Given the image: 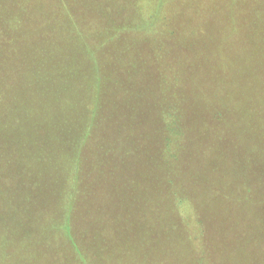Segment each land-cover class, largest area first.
Wrapping results in <instances>:
<instances>
[{
    "label": "trees",
    "instance_id": "trees-1",
    "mask_svg": "<svg viewBox=\"0 0 264 264\" xmlns=\"http://www.w3.org/2000/svg\"><path fill=\"white\" fill-rule=\"evenodd\" d=\"M160 1L0 0V147L20 148L22 137H29L28 148L16 150L13 166L0 168V264H145L138 242L122 243L113 252L105 247L112 237L108 223L119 229L125 221L126 215L108 212L116 205L112 197L116 194L129 201L122 207L125 211L138 210L127 214L126 221L135 218L142 236L160 233L157 258L170 254L169 264H224L218 256L224 233L202 197L219 196L222 189L235 191L238 178H231L229 163L221 156L224 151L218 147L220 133L228 131L230 114L253 116L255 153L250 163L256 165L254 184L264 182V167L256 163L263 157L256 150L264 143V52L260 62H255L258 49L234 54V72L229 62L218 57L211 81L227 80L223 87L215 84L216 91L212 84L207 90L212 94L202 102L199 87L193 91L194 82L186 73L187 66L200 59L171 49L172 37L188 34L189 21L181 17L174 0ZM128 35L135 37L126 42ZM101 51H108L107 62L100 63ZM208 57L212 64L213 54ZM163 58L169 74L171 70L180 76L167 78V72L163 76L157 64ZM132 67L146 68L145 81L138 86L125 75V69ZM166 91L171 103L162 100ZM85 97L87 107L78 110ZM134 100L145 103L142 119L130 111ZM106 101L112 102L108 119L102 117ZM128 125L138 133L135 150L140 152L154 136L163 146L153 154L146 147L137 178L117 180L122 163L116 154L125 152L133 141ZM95 141L103 146L90 152L88 147ZM232 148L240 151L237 145ZM161 161L167 171L157 177ZM60 169L65 172L59 174ZM92 172L97 181L91 189L87 177ZM110 180L117 182H111L112 190ZM57 181L62 191L54 198L43 200L33 189L36 182ZM104 189L109 193L106 204ZM263 201L264 196L256 205L262 222L253 224L264 226ZM158 206L168 236L157 227ZM92 228L104 241H98L99 246ZM232 230L236 241L226 243L228 251L241 243V232ZM224 256L227 260L225 251Z\"/></svg>",
    "mask_w": 264,
    "mask_h": 264
},
{
    "label": "rangeland",
    "instance_id": "rangeland-1",
    "mask_svg": "<svg viewBox=\"0 0 264 264\" xmlns=\"http://www.w3.org/2000/svg\"><path fill=\"white\" fill-rule=\"evenodd\" d=\"M72 1L75 3H83L86 0ZM109 1L111 0H99L100 4H107ZM117 1H119L118 3H123L128 2L129 0ZM173 3L176 4V9L181 13V17L189 21V31H187L188 34L185 35V37H182L183 39L180 37H172L171 40L173 41V45L171 49L176 54L179 52H184L193 56L195 55V58L200 59V62L198 63L189 64L187 66L186 73L191 76L192 81L194 82L191 84L193 91L196 92L197 88L199 87V93H201L200 100L202 102H204L203 98H207L209 94H212L211 91V93H207V90H210L212 84L213 86L218 84L220 87H223V80H227V78H220L219 80L217 79L218 81H214V79V82L211 81V76H215L218 68V57L222 56L224 61L231 64L230 70L232 72L235 71L236 61L234 59V54L236 53H246L251 50L253 51L254 49H258L259 52L255 62H260L262 60V54L264 52V0H174ZM148 6L146 11L148 10ZM157 19L158 16L156 20ZM175 23L178 24L179 22ZM133 37L135 36L128 35L125 38L126 42L131 41ZM254 41L258 43L257 46H254ZM106 52H100V63H102V61L107 62V59L105 58ZM210 54H213L214 56L212 64L209 62L210 57H208V59L206 58L207 55L209 56ZM128 56H130V54H128ZM225 56L227 57L225 58ZM165 58L168 63V57ZM115 60H119L117 55ZM157 64H159L158 69L164 72L163 76H165V73L167 72V78L171 77L173 72L171 73L170 70L171 75L169 74V69H167L164 58L163 63L157 62ZM87 71L88 69H86V72ZM121 71L124 73L123 70ZM208 72H210L209 77H205V75H208ZM145 74V67H132V69H125V75L130 78L132 85L138 86L140 83H143L145 81L144 79L146 78ZM178 76H180L178 73L173 74V78H177ZM83 81L86 84L89 83L87 76L83 78ZM128 83L130 82L128 81ZM213 88L216 91V87L214 86ZM166 93L167 96H163L162 100L165 102V99L167 98L166 102L171 103V100H169V94L167 91ZM147 100L148 98L145 99V101ZM144 104L145 103L143 102L139 103L137 100L132 102V106L140 108L138 111L142 118H144L146 112L143 108V106H145ZM111 105V101H106L107 111L102 116L103 118L107 117L108 119L111 117ZM203 108L205 109V104ZM229 121V126L226 129L228 131L221 132V138L218 137V147L221 151H224V153H221V156L222 159H226V161L229 163L231 178L234 176L238 178V181L233 184L235 191L231 192L228 189L226 192L224 189H222V193H220L219 196H217L216 193L215 196L212 194L207 195L206 198L203 196L202 204L205 205L206 208L211 209L212 211L214 210V213L211 215V219L214 220V224L218 226L219 229H221V231L224 233L223 237L225 243L220 241L221 249L218 254L222 263L264 264V226L261 223H252L254 220L261 221L258 213L259 210L256 205L258 203V199L264 196V182L254 184L256 165L250 163L251 158L255 153L252 149L254 139L253 116L250 114H230ZM75 127L76 126L72 127L73 130ZM127 129L130 131V136L133 138V141L129 148L124 147L125 152L123 150H119V152L116 154L115 158L118 159L120 163H122V167L119 169L120 174L117 176V180H119L121 176L134 175L137 178V175L142 170L143 159L141 158V155L143 151H145L146 147L148 146L150 153L153 154L154 149L159 150L163 146L161 140L155 138L154 136L149 144H144L142 147H140L141 151L139 152L135 150L138 144V133L135 131V127L133 125H128ZM100 131L99 133L104 137V132L102 133ZM22 138L23 145L20 148L16 149L13 147L12 149L7 148L6 146L0 147V168H9L10 165L13 166L12 160L14 159L15 152H19L28 148L29 137L24 135ZM96 141L93 144L92 142L90 143L88 147L90 152H97V150H99L98 146L102 148L103 145L98 144ZM235 145L240 148V151L236 153L232 148ZM256 151L257 153L261 152L264 157V143L262 148ZM263 157L258 159L256 162L258 163L257 166H260L261 169L264 167ZM98 158L99 157H97L96 160ZM162 171H167L166 162L164 161L157 163V177ZM64 172L65 170L63 169L59 170V174H63ZM262 174L264 177V171ZM45 177H43L41 180H43ZM87 178H90L89 181L92 189L94 187V183L97 181L94 173L92 172V175L88 176ZM109 182V189L112 190L111 182H117L114 180H110ZM248 187L251 190H248ZM79 188L80 187H76V189H78V193L82 195V192L79 190ZM33 189L38 191L44 200L46 197H48V199L50 197L54 198V196L60 194L62 191V185L60 184V181L53 183L36 182L33 185ZM105 189L103 190V199H105L104 202L106 204V202L109 201L107 200L109 193L105 192ZM148 192L153 194V191ZM121 196L122 195L119 194H116L115 196L112 195L116 205L110 206L108 209L109 214L121 216H127V214H137L138 210L125 211L123 209L125 202L127 203L129 201L123 196L121 200ZM90 198L94 199L93 193L90 195ZM155 200L156 199H153V202H155ZM139 202L140 194H137L134 196V208L139 206ZM158 203L160 205L159 199ZM260 206H264V201ZM126 216L125 221H123L124 224L121 225L119 229H113V223L111 221L108 223V233L112 236L107 242H105V247L107 248L108 246V251L113 252L115 248L122 243L134 244L138 242L140 246L143 247L141 257L142 260L146 259L145 264H169V259L171 257L170 254H166V259H162V257L157 258L156 256L157 244L159 242V238L157 236H161L160 233L155 231V233L150 232V234H145L142 236L141 230H139V225H137V220L133 218V221H131L132 219H127L126 221ZM163 217L164 216L162 214L161 206H158L157 227H160L163 230L164 235L168 236L166 231L169 232V230H167L166 225H164L162 220H160V218L162 219ZM262 217H264V208ZM92 229L94 232V242L97 246H99L98 235H100V232L94 228ZM232 229H236L241 232H239V235L242 236L240 241L241 243H237L233 248L230 249V251H228L226 250V243H229L230 241H233L234 243V241H236L234 233H232ZM96 234L98 235L96 236ZM102 242L104 241H99V243ZM224 251L226 253L227 260L225 259ZM45 253L46 250L41 252V254ZM37 254H39L38 250ZM42 257L48 260H59L56 256L44 257V255H42ZM185 259L190 258L185 257ZM51 263L55 264L57 262ZM190 263H192L191 260Z\"/></svg>",
    "mask_w": 264,
    "mask_h": 264
},
{
    "label": "crops",
    "instance_id": "crops-1",
    "mask_svg": "<svg viewBox=\"0 0 264 264\" xmlns=\"http://www.w3.org/2000/svg\"><path fill=\"white\" fill-rule=\"evenodd\" d=\"M86 99H87V98L85 97L84 100H83V101H84V102H83L84 105H80V106L78 107V110H81V109H82L83 107H85V106L87 107L88 102H87ZM81 104H82V102H81ZM130 109H131L130 111H133V114H134V115H136L137 112H138V114H139V116H140V119H142L141 114H140L139 111H138V110H140V108H137L136 106H132V105H131Z\"/></svg>",
    "mask_w": 264,
    "mask_h": 264
}]
</instances>
